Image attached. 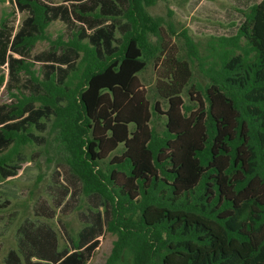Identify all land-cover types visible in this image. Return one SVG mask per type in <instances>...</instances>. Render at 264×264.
Listing matches in <instances>:
<instances>
[{
	"label": "trees",
	"instance_id": "trees-1",
	"mask_svg": "<svg viewBox=\"0 0 264 264\" xmlns=\"http://www.w3.org/2000/svg\"><path fill=\"white\" fill-rule=\"evenodd\" d=\"M158 1L14 0L12 14L28 12L16 31L4 11L0 87L25 73L32 92L22 83L17 100L0 103V183L49 119L60 161L100 204L62 250L47 223L21 225L20 239L48 255L38 230L50 227L53 264H88L106 231L117 238L105 264H264V0L240 9L235 34L206 43L151 15ZM59 18L67 40L48 34ZM50 39L40 76L25 55ZM150 63L152 93L140 78ZM74 194L64 187L57 209ZM8 203L0 197V211ZM30 259L12 249L7 264Z\"/></svg>",
	"mask_w": 264,
	"mask_h": 264
},
{
	"label": "rangeland",
	"instance_id": "rangeland-1",
	"mask_svg": "<svg viewBox=\"0 0 264 264\" xmlns=\"http://www.w3.org/2000/svg\"><path fill=\"white\" fill-rule=\"evenodd\" d=\"M44 1L67 6L73 3L71 0ZM259 1L261 0H159L157 4L149 8V12L151 15L163 17L166 21L174 23L178 31L184 27L188 28L196 40L206 43L212 35L235 34L243 21L240 9H246ZM14 8V0L0 2V19L4 11H7L10 25L16 31L28 16V12L16 11L15 14H12ZM47 31L52 40H57L59 37L68 39L67 24L60 18L53 21ZM117 36L121 37V33L118 32ZM51 39L39 41L25 55L28 60L34 61V69L40 76L42 75L41 63L43 61L39 59L53 51L54 46ZM63 49V47L58 48V55L63 53ZM16 56L19 57L18 54ZM72 60L77 62L79 58L74 55ZM0 74H6L8 78L9 69L7 65L0 68ZM156 77L154 63H150L148 68L140 74V78L149 93L155 92ZM28 78L27 74L21 73L20 82L16 83L18 86L23 83L21 90L24 93L32 92L26 81ZM18 86H14L10 90L3 84L0 87V103H10L17 100V95H20ZM164 121L165 118L162 116L157 122L158 130L163 128ZM43 124L45 130L35 128L34 132L44 140L39 138L24 147L25 158L23 169L19 175L0 183L2 198L10 200V203L0 211L2 216L0 219L2 226L0 228L2 250L0 264H3L2 257L6 251L16 246L19 226L28 222L51 225L57 234L58 250H62L71 243L69 235L76 237L77 232L83 226L84 217L81 213H88V207L100 205L83 194L82 183L76 178L72 179L73 174L69 166L60 161L59 157L63 145L60 143L58 145L57 135L50 133L52 130L51 120H45ZM45 140L49 144L46 145ZM64 187H68L75 194L65 198L63 203H66L64 206L66 208L64 211H60L57 206L63 195ZM116 238V235L108 231L104 235H100V244L88 264H105Z\"/></svg>",
	"mask_w": 264,
	"mask_h": 264
},
{
	"label": "crops",
	"instance_id": "crops-1",
	"mask_svg": "<svg viewBox=\"0 0 264 264\" xmlns=\"http://www.w3.org/2000/svg\"><path fill=\"white\" fill-rule=\"evenodd\" d=\"M23 169V168H22ZM21 169V170H22ZM20 170V171H21ZM20 171H19V173H20ZM19 173L16 175V176H18L19 175ZM16 176H14V177H16ZM14 177H12V178H14ZM11 178V179H12ZM75 179L76 177L74 176V175H72V179ZM10 180V179H9ZM8 181V180H7ZM0 197H1V201H3L4 203H6V201L8 200L9 201V203H10V200L8 199V198H6V199H3L2 198V196H1V193H0ZM8 203V204H9ZM2 226L0 225V228H1ZM20 227V226H19ZM47 228H50V227H44L43 228V230L41 231V230H38V233H40L39 234V238L40 239H42V240H46L47 242L49 241L50 242V236H49V229H47ZM34 228H32V229H30V230H33ZM42 232V234H41V232ZM47 233V234H46ZM20 233H19V228H18V230H17V243H16V246H14V247H11V248H9L7 251H6V253L3 255V257H2V261H3V264H7V260H8V257H9V254H10V252H11V250L12 249H14V250H16L17 252H18V254L20 255V256H22L23 258H25L26 256L28 257V256H31V259H30V264H53L52 263V261L50 260V257H49V253L51 252V249H50V245H49V242H48V249H49V251H48V255H44V256H40L39 257V255H37L36 254V250H34V248H33V246L32 245H30V243H29V241H27L26 239L24 240V241H21V239H20ZM2 254V250H1V245H0V255ZM1 257V256H0ZM1 260V259H0Z\"/></svg>",
	"mask_w": 264,
	"mask_h": 264
},
{
	"label": "built area",
	"instance_id": "built-area-1",
	"mask_svg": "<svg viewBox=\"0 0 264 264\" xmlns=\"http://www.w3.org/2000/svg\"><path fill=\"white\" fill-rule=\"evenodd\" d=\"M7 65V64H6Z\"/></svg>",
	"mask_w": 264,
	"mask_h": 264
}]
</instances>
